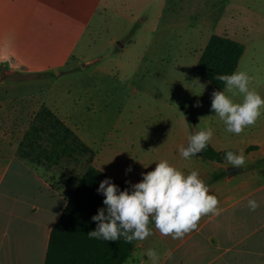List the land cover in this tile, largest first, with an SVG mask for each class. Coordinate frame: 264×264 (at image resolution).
Segmentation results:
<instances>
[{"label":"rangeland","instance_id":"obj_1","mask_svg":"<svg viewBox=\"0 0 264 264\" xmlns=\"http://www.w3.org/2000/svg\"><path fill=\"white\" fill-rule=\"evenodd\" d=\"M213 35L245 46L237 70L264 98V0H0V130L22 141L44 105L67 120L93 152L70 140L57 165L33 163L68 195L90 167L134 185L164 159L212 181L232 165L179 154L207 127L216 150L242 149L241 169L264 172V150L247 151L264 141V114L227 132L211 110L224 89L196 74Z\"/></svg>","mask_w":264,"mask_h":264},{"label":"crops","instance_id":"obj_2","mask_svg":"<svg viewBox=\"0 0 264 264\" xmlns=\"http://www.w3.org/2000/svg\"><path fill=\"white\" fill-rule=\"evenodd\" d=\"M11 138L12 133L0 130V264H45L51 234L69 195L54 187L39 166L21 158V141ZM250 147L257 149L248 154L264 150V141ZM235 169L207 182L210 194L218 197L219 216H202L197 230L175 240L153 225V235L135 241L124 264H151L146 255L150 248L160 254V264H264V172ZM250 199L259 204L255 211L249 209ZM168 250L171 259L165 256Z\"/></svg>","mask_w":264,"mask_h":264},{"label":"clouds","instance_id":"obj_3","mask_svg":"<svg viewBox=\"0 0 264 264\" xmlns=\"http://www.w3.org/2000/svg\"><path fill=\"white\" fill-rule=\"evenodd\" d=\"M216 79L224 82L226 88L212 92L211 110L223 121L227 132L239 135L246 127L254 126L264 114V98L251 87L253 77L246 71L218 75ZM237 92L243 96L240 103L234 99ZM213 135L211 127L195 131L188 136L187 145L180 146L179 154L186 160L196 157L206 149ZM225 159L235 168L246 164L242 149L238 154L227 151ZM130 171L131 167L126 170ZM142 176L140 182L131 186V191L127 188L120 190L111 178L100 182L97 192L105 197V207L98 209V214L92 217L97 227L87 233L90 238L108 242L123 238L128 244L142 242L153 235L150 225L154 223L162 236L182 239L197 230L202 216H219L222 212L218 207V197L210 194V186L197 170L185 174L164 159L156 163L153 171L142 173ZM248 206L250 211H255L259 204L250 199ZM146 255L151 264H160L161 257L155 248L148 249ZM172 255L171 250L165 253L167 259H171Z\"/></svg>","mask_w":264,"mask_h":264},{"label":"trees","instance_id":"obj_4","mask_svg":"<svg viewBox=\"0 0 264 264\" xmlns=\"http://www.w3.org/2000/svg\"><path fill=\"white\" fill-rule=\"evenodd\" d=\"M244 53L245 46L241 42L227 36L213 35L196 65V74L213 87L225 89V83L216 77L237 71ZM45 140L50 148L43 143ZM70 140L84 152H93L55 111L44 105L20 142L18 154L30 162L51 167L66 156ZM255 149L257 147H250L247 151ZM227 151L238 154L237 149L218 151L209 143L202 155L209 161L224 163L227 162ZM226 175L227 172L217 174L212 181ZM105 178H111L120 190H132L130 183L90 167L81 176L74 193L68 196L67 207L51 234L45 264H124L129 260L135 241L128 244L121 238L108 242L87 235L97 227V222L92 217L98 214V209L105 207V197L97 192L100 182ZM153 225L154 223L150 227Z\"/></svg>","mask_w":264,"mask_h":264},{"label":"water","instance_id":"obj_5","mask_svg":"<svg viewBox=\"0 0 264 264\" xmlns=\"http://www.w3.org/2000/svg\"><path fill=\"white\" fill-rule=\"evenodd\" d=\"M55 72L58 73V70H55ZM234 171H238V170H236L235 168H229V169L227 170L228 174H231V173L234 172Z\"/></svg>","mask_w":264,"mask_h":264}]
</instances>
